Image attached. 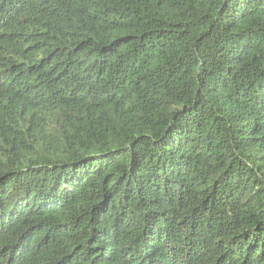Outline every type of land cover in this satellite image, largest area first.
<instances>
[{
    "label": "trees",
    "instance_id": "trees-1",
    "mask_svg": "<svg viewBox=\"0 0 264 264\" xmlns=\"http://www.w3.org/2000/svg\"><path fill=\"white\" fill-rule=\"evenodd\" d=\"M0 264H264V0H0Z\"/></svg>",
    "mask_w": 264,
    "mask_h": 264
}]
</instances>
